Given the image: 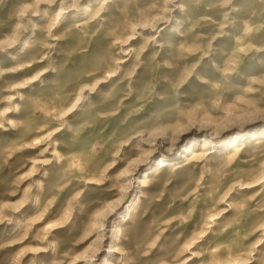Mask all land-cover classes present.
Masks as SVG:
<instances>
[{
	"label": "rangeland",
	"instance_id": "374dc122",
	"mask_svg": "<svg viewBox=\"0 0 264 264\" xmlns=\"http://www.w3.org/2000/svg\"><path fill=\"white\" fill-rule=\"evenodd\" d=\"M0 264H264V0H0Z\"/></svg>",
	"mask_w": 264,
	"mask_h": 264
}]
</instances>
